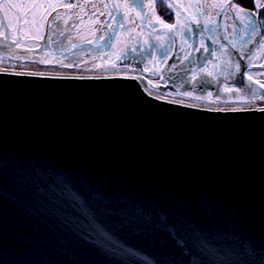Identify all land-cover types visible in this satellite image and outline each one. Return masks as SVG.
Wrapping results in <instances>:
<instances>
[{
	"label": "water",
	"instance_id": "obj_1",
	"mask_svg": "<svg viewBox=\"0 0 264 264\" xmlns=\"http://www.w3.org/2000/svg\"><path fill=\"white\" fill-rule=\"evenodd\" d=\"M204 2L140 18L159 53L114 41L112 0H75L65 38L52 10L37 47L0 5V58L66 68L0 67V264H264L261 9L233 42Z\"/></svg>",
	"mask_w": 264,
	"mask_h": 264
},
{
	"label": "bare ground",
	"instance_id": "obj_2",
	"mask_svg": "<svg viewBox=\"0 0 264 264\" xmlns=\"http://www.w3.org/2000/svg\"><path fill=\"white\" fill-rule=\"evenodd\" d=\"M121 6V15L112 13L116 26L114 41L122 47L134 45L137 51L148 47L154 34L142 25L141 17H147L152 24L163 22V18L157 11V5L167 4L169 0H118ZM112 5L114 2L112 0ZM200 15L208 25L209 30L216 29L219 24L225 29L229 39L236 41L237 38L247 40L249 38L248 28L245 26L244 12L232 0H205L200 7ZM242 28H239V25ZM172 43L169 33H156L153 50L157 53L167 50ZM0 67L24 69V70H65L59 66H41L35 63H21L9 60H0Z\"/></svg>",
	"mask_w": 264,
	"mask_h": 264
},
{
	"label": "rangeland",
	"instance_id": "obj_3",
	"mask_svg": "<svg viewBox=\"0 0 264 264\" xmlns=\"http://www.w3.org/2000/svg\"><path fill=\"white\" fill-rule=\"evenodd\" d=\"M232 2L242 8L244 12L242 19H244L245 26L250 30L252 28V14L235 0H232ZM0 4L7 20L11 24L12 37L16 38L17 34L21 36L19 42L23 45L32 46L41 41L50 12L58 6H65L63 10L58 11V15L62 16L64 20L71 16V25L76 22L75 0H0ZM157 11L165 20L172 21L168 15H165V11L160 5ZM112 13H114L113 10ZM261 21L263 33L254 56V61L257 63L264 61V17L261 18ZM3 31L1 29V32ZM250 74L264 81V70L252 69Z\"/></svg>",
	"mask_w": 264,
	"mask_h": 264
},
{
	"label": "flooded vegetation",
	"instance_id": "obj_4",
	"mask_svg": "<svg viewBox=\"0 0 264 264\" xmlns=\"http://www.w3.org/2000/svg\"><path fill=\"white\" fill-rule=\"evenodd\" d=\"M57 8H59L57 10V12L55 13V18L59 21L60 25L62 26V29L65 30L67 29V33L64 35V38L67 37V35H69L71 33V30H70V25L72 23V19H71V16H68L65 20L62 16L58 15V11L60 10H63L65 8V6H58ZM10 27V26H9ZM10 34H11V29H10ZM11 38L12 40L19 46H23L20 44L19 42V39L21 38V36H19L18 34L16 35V38H13L12 37V34H11ZM64 38H63V44L64 45H67V44H71L73 42H76V41H80V40H88V39H79V40H71V41H68V42H65L64 41ZM92 39V38H91ZM41 44V41H39L38 44L34 45V46H24V47H37ZM83 55V54H81ZM0 60H4L3 58H0ZM14 62H18V61H14Z\"/></svg>",
	"mask_w": 264,
	"mask_h": 264
},
{
	"label": "trees",
	"instance_id": "obj_5",
	"mask_svg": "<svg viewBox=\"0 0 264 264\" xmlns=\"http://www.w3.org/2000/svg\"><path fill=\"white\" fill-rule=\"evenodd\" d=\"M241 6L256 10L257 7L261 9V18L264 17V0H235Z\"/></svg>",
	"mask_w": 264,
	"mask_h": 264
}]
</instances>
